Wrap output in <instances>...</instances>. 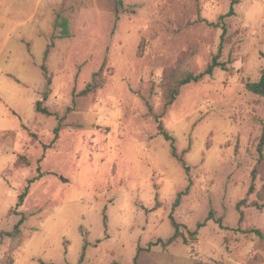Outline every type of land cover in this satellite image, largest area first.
<instances>
[{"label":"rangeland","instance_id":"rangeland-1","mask_svg":"<svg viewBox=\"0 0 264 264\" xmlns=\"http://www.w3.org/2000/svg\"><path fill=\"white\" fill-rule=\"evenodd\" d=\"M221 44L167 105L169 71ZM263 68L264 0H0V261L264 264Z\"/></svg>","mask_w":264,"mask_h":264},{"label":"trees","instance_id":"trees-1","mask_svg":"<svg viewBox=\"0 0 264 264\" xmlns=\"http://www.w3.org/2000/svg\"><path fill=\"white\" fill-rule=\"evenodd\" d=\"M222 17H225V16H222ZM61 25L63 27L62 28V32H63L62 34L63 35L68 34L69 30H68L67 21L63 20L61 22ZM223 30H224V32L222 35V40L224 39V34L226 33V27L225 26L223 27ZM47 52H48V49H47ZM221 52H222V44L220 45V49H219L218 53L213 56L210 64L207 66L205 71L201 72L200 74L194 73L189 67L183 66V65H180L179 67H176V68H172L169 71V73L166 75L165 82H164V85L166 86L167 105L174 103L176 97L180 93V89L182 86L189 84V83H192V82H197L205 75H213L214 69L216 67H221V68L226 69V67H227L226 64L219 60V58L221 56ZM46 55H47V53H46ZM42 69L44 71L46 70V66L44 64L42 65ZM100 76L101 75L99 72L95 73L94 77H93V81L85 88V90L83 92L84 93L94 92L98 88L102 87L104 82L102 81L103 79H101ZM245 86H246V89L248 91H250L256 95L264 97V68L262 70V73H261L259 80L247 82ZM35 110L37 112L45 114L47 116L53 115L52 111L47 106H45L42 101H37V103L35 105ZM158 122H159L158 127H159L160 134L163 135L166 140L170 141L172 156H174L179 162H181L183 167L187 171V173H189L190 169H191L190 165H188L185 162L184 158L178 154L177 148L175 145V139L165 128L163 122L160 119V116H158ZM59 130H60V125L58 127H56L54 130L56 136H58ZM257 152L259 153V157L257 159V162L260 164L261 162L264 161V124H263L262 133L260 135V139H259V142L257 145ZM37 170H38V174L36 176H34L33 178L28 180V185L19 194L18 201L16 203V207L22 206L24 204L25 199L29 193L30 184H32L33 182H35L36 180H38L42 177V171H41V168L39 166L37 167ZM257 172H258V168H257V166H255V168L252 171L253 180H255ZM251 188H252V185H251ZM182 195H183V192H180L178 194L177 200L174 203L175 207L180 202ZM244 202H245V199H243L239 203V209H240V205ZM240 211L242 213L241 209H240ZM104 219H106V216H104ZM24 220H25V217L22 215L20 220L14 226L13 231L8 232V235H10L12 238L11 245H12L13 249L14 248L16 249L17 247H19L21 245L22 237H23L21 225L24 222ZM172 222H173V225L176 228V230H175V233L173 234V236L170 239H168V242H170V243L176 239V237L179 233L177 223L173 219H172ZM220 225L223 226L224 228H228V227L224 226L221 222H220ZM245 232H254L257 235H262V233L259 229H249V230H246ZM150 244L153 245V243H150ZM87 246H88V241L85 240L83 252H82L81 257H80V261H82L84 259ZM13 260L14 259H13L12 255L7 254L4 257V259L2 261H0V264H13L14 263ZM135 263L137 264V256L135 257Z\"/></svg>","mask_w":264,"mask_h":264}]
</instances>
